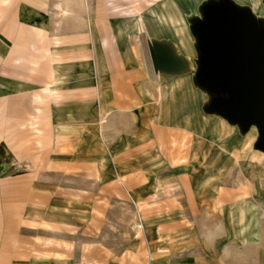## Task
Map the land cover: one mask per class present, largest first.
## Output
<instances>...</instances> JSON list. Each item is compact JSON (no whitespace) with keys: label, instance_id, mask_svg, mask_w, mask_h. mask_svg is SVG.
<instances>
[{"label":"rangeland","instance_id":"rangeland-1","mask_svg":"<svg viewBox=\"0 0 264 264\" xmlns=\"http://www.w3.org/2000/svg\"><path fill=\"white\" fill-rule=\"evenodd\" d=\"M34 2L53 33L85 31L80 37L89 38L78 44L89 46L101 27L105 46L121 39L128 74L144 81L140 107L132 109L144 129L128 131L121 142L126 177L111 185L104 212L96 213L95 264H264L261 131L218 110L232 96L204 83L200 36L209 30L210 12L227 7L250 15L264 34V0ZM152 40L170 42L178 53L179 45L191 47L190 71L155 73Z\"/></svg>","mask_w":264,"mask_h":264},{"label":"crops","instance_id":"crops-1","mask_svg":"<svg viewBox=\"0 0 264 264\" xmlns=\"http://www.w3.org/2000/svg\"><path fill=\"white\" fill-rule=\"evenodd\" d=\"M35 3L0 0V264H95L96 213L126 177L121 142L144 129V81L121 39L105 46L101 27L78 44L85 31L53 33Z\"/></svg>","mask_w":264,"mask_h":264},{"label":"water","instance_id":"water-1","mask_svg":"<svg viewBox=\"0 0 264 264\" xmlns=\"http://www.w3.org/2000/svg\"><path fill=\"white\" fill-rule=\"evenodd\" d=\"M200 36L207 51L204 83L232 96L219 102L218 110L245 128L258 125L264 151V34L250 15L227 7L210 12L209 30ZM148 46L156 73L178 76L190 71L189 60L172 43L152 40Z\"/></svg>","mask_w":264,"mask_h":264}]
</instances>
